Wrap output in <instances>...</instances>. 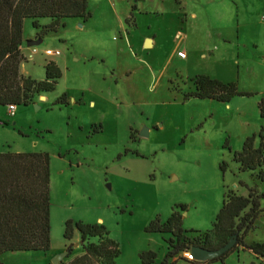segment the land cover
Segmentation results:
<instances>
[{
	"label": "rangeland",
	"instance_id": "rangeland-1",
	"mask_svg": "<svg viewBox=\"0 0 264 264\" xmlns=\"http://www.w3.org/2000/svg\"><path fill=\"white\" fill-rule=\"evenodd\" d=\"M187 1L88 0L87 22L68 19L24 50L25 77L45 80L49 63L62 76L46 99L14 116L0 109V153L49 155L52 250L9 253L5 264H53L75 244L64 239L68 220L103 224L119 247L116 264H141L149 250L166 264L169 236L146 232L153 220L184 205L183 228L207 231L228 190L248 194L254 173L231 157L264 127V0ZM37 33L27 20L24 47ZM180 50L187 60L173 58ZM203 75L251 96L186 99ZM63 94L68 105H54ZM258 225L249 239L264 242V216ZM245 252L224 264H262ZM71 253L63 262L79 250ZM188 253L169 264H194Z\"/></svg>",
	"mask_w": 264,
	"mask_h": 264
},
{
	"label": "trees",
	"instance_id": "trees-1",
	"mask_svg": "<svg viewBox=\"0 0 264 264\" xmlns=\"http://www.w3.org/2000/svg\"><path fill=\"white\" fill-rule=\"evenodd\" d=\"M88 0H0V108L29 107L38 97L53 93L62 74L54 63L46 65V78L42 81L25 77L20 69L25 57L24 27L32 21L38 31L36 40L57 33L66 26V20L87 22L91 18ZM45 20L48 24H42ZM195 90L186 99L212 100L228 104L235 97L251 96L239 92L235 83L224 84L208 76L192 80ZM63 94L54 105H68ZM261 119L264 120V99L258 104ZM10 116V115H9ZM260 144L254 147L256 138ZM231 162L239 165L242 172H253L254 185L246 196L228 190L223 205L212 227L207 231L185 230L184 205L166 220H153L146 232L163 234L168 244L166 264L169 260L199 246L216 250L225 246L237 235L235 246L223 256L207 261H193L194 264H213L224 261L235 251L242 250L254 254L264 263V243L250 242L248 234L253 231L260 214L264 193L259 191V183L264 184V127L258 135H252L236 151ZM225 172L226 162L220 165ZM50 157L47 153H0V264H5L4 256L17 252H48L52 247L50 221ZM78 232L82 241L83 254L62 264H116L120 256L119 247L109 238L103 224L68 220L65 223L64 239L72 241ZM190 234H194L190 237ZM74 245L67 247L73 251ZM72 255L69 252V258ZM141 264H156L157 253L144 251L140 255ZM175 263V261H174Z\"/></svg>",
	"mask_w": 264,
	"mask_h": 264
},
{
	"label": "water",
	"instance_id": "water-1",
	"mask_svg": "<svg viewBox=\"0 0 264 264\" xmlns=\"http://www.w3.org/2000/svg\"><path fill=\"white\" fill-rule=\"evenodd\" d=\"M150 41H151L150 39H147V41H146L147 46H150ZM39 42H40L39 40L30 41V42H27V44L29 46H32V45L36 46ZM148 133H149V130H142L141 136H147ZM236 241H237V235L232 237L230 239V241L225 246H223L219 249L209 250V249H205V248H202L199 246H194V247H192L190 253H191V255L195 261L207 262V261L219 258V257L223 256L225 253H227L228 251H230L235 246ZM69 252H71V251L66 250L65 252H62V253L56 255L54 257V259L52 260V263L53 264H62L63 260L69 256Z\"/></svg>",
	"mask_w": 264,
	"mask_h": 264
},
{
	"label": "crops",
	"instance_id": "crops-1",
	"mask_svg": "<svg viewBox=\"0 0 264 264\" xmlns=\"http://www.w3.org/2000/svg\"><path fill=\"white\" fill-rule=\"evenodd\" d=\"M185 1H187V0H185ZM195 1H197V0H195ZM188 2V1H187ZM187 6H189V5H187ZM76 21H79V20H76ZM49 23V21H47V20H45L44 22H42V24H48ZM84 23V22H83ZM35 37H36V34H35ZM36 39V38H35ZM37 40H39V41H42L43 40V38L42 39H37ZM36 40V41H37ZM151 41H150V44L152 43V45H150L151 47H153L154 45H155V43H156V40H155V38H153V39H150ZM146 41H147V39L145 40V45H146ZM26 45V47H24V45L22 46V53H23V55L25 56V54H26V52H24V50L28 47H30L28 44H25ZM180 51H182V52H184L183 50H180ZM186 58L185 59H183V58H180L179 56H178V52H177V55H174L175 57H173V58H177V59H181V61H183V60H187L188 58H189V56H188V53H186ZM31 57H32V55H31ZM20 72H21V74L24 76L25 74H23V72H22V65H21V69H20ZM32 77V76H31ZM43 79H44V77H43ZM42 78L40 79L41 81L43 80ZM47 96V95H46ZM44 97L45 99L47 98V97ZM0 109H2V108H0ZM238 194V193H237ZM263 213H264V211L260 214V216H259V218L257 219V221H256V223H255V226H256V229H260V226L258 225V223H260V219L261 218H263ZM65 226V225H64ZM255 229V230H256ZM250 234H251V232L248 234V236H247V240H249L250 242H261V243H264V242H262V240H260V239H258L257 241H251L249 238H250ZM67 241V240H66ZM75 242V246L73 247V250H75L76 248L79 250V253H77V255H74L72 258H70L69 260H71V259H73V258H75V257H77V256H81L82 254H83V250H82V241H81V237H80V234L78 233V232H76L75 233V235H74V238H73V240L72 241H68V242ZM51 250H52V247H51ZM50 250V251H51ZM67 250V246H64L59 252L60 253H62V252H64V251H66ZM58 252V251H57ZM57 252H55L54 254H56ZM59 253V254H60ZM242 253H246L245 251H242V250H237V251H235L233 254H238V255H240V254H242ZM249 254V253H248ZM256 257V256H255ZM253 259H255L256 261H259L260 263H262V264H264L263 263V261L261 260V259H259V258H253ZM68 260V261H69ZM4 261H5V259H4ZM67 262V261H66Z\"/></svg>",
	"mask_w": 264,
	"mask_h": 264
},
{
	"label": "built area",
	"instance_id": "built-area-1",
	"mask_svg": "<svg viewBox=\"0 0 264 264\" xmlns=\"http://www.w3.org/2000/svg\"><path fill=\"white\" fill-rule=\"evenodd\" d=\"M178 56L180 57V58H183V59H185L186 58V52H182V51H180V52H178ZM16 106H13V105H11V106H9L8 107V114L10 115V116H14V113H15V111H16ZM188 255V257H189V259L192 261V260H194L193 259V257H192V255H191V253H188L187 254Z\"/></svg>",
	"mask_w": 264,
	"mask_h": 264
}]
</instances>
